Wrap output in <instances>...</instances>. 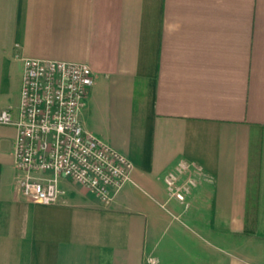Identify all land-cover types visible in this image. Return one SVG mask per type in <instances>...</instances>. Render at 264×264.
<instances>
[{
  "label": "crops",
  "instance_id": "0c3cea01",
  "mask_svg": "<svg viewBox=\"0 0 264 264\" xmlns=\"http://www.w3.org/2000/svg\"><path fill=\"white\" fill-rule=\"evenodd\" d=\"M27 58L91 68L81 125L133 171L28 201L0 125V264H264V0H0V114Z\"/></svg>",
  "mask_w": 264,
  "mask_h": 264
},
{
  "label": "built area",
  "instance_id": "2783aa9c",
  "mask_svg": "<svg viewBox=\"0 0 264 264\" xmlns=\"http://www.w3.org/2000/svg\"><path fill=\"white\" fill-rule=\"evenodd\" d=\"M23 64L17 115L13 107L0 114V125L17 131L14 155L22 197L57 205L65 194L61 181L67 179L110 205L130 181L133 164L81 125L80 114L95 82L93 71L86 64L34 58ZM166 181L169 192L183 201L176 176Z\"/></svg>",
  "mask_w": 264,
  "mask_h": 264
},
{
  "label": "rangeland",
  "instance_id": "374dc122",
  "mask_svg": "<svg viewBox=\"0 0 264 264\" xmlns=\"http://www.w3.org/2000/svg\"><path fill=\"white\" fill-rule=\"evenodd\" d=\"M168 203L165 205L167 209H165L167 211V217H168V224H170V193L168 194Z\"/></svg>",
  "mask_w": 264,
  "mask_h": 264
}]
</instances>
